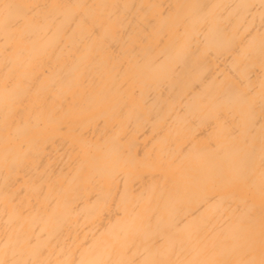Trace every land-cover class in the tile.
<instances>
[{"label":"bare ground","instance_id":"6f19581e","mask_svg":"<svg viewBox=\"0 0 264 264\" xmlns=\"http://www.w3.org/2000/svg\"><path fill=\"white\" fill-rule=\"evenodd\" d=\"M0 264H264V0H0Z\"/></svg>","mask_w":264,"mask_h":264}]
</instances>
